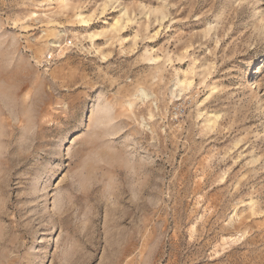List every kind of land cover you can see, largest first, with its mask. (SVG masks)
Segmentation results:
<instances>
[{
	"label": "rangeland",
	"instance_id": "rangeland-1",
	"mask_svg": "<svg viewBox=\"0 0 264 264\" xmlns=\"http://www.w3.org/2000/svg\"><path fill=\"white\" fill-rule=\"evenodd\" d=\"M0 264H264V0H0Z\"/></svg>",
	"mask_w": 264,
	"mask_h": 264
}]
</instances>
